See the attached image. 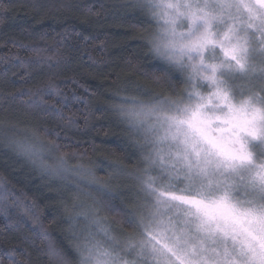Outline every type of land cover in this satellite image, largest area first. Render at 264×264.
Wrapping results in <instances>:
<instances>
[{
    "label": "snow or ice",
    "instance_id": "6c2138e0",
    "mask_svg": "<svg viewBox=\"0 0 264 264\" xmlns=\"http://www.w3.org/2000/svg\"><path fill=\"white\" fill-rule=\"evenodd\" d=\"M131 6L154 29L145 44L163 64L154 66L156 79L169 83L179 72L189 85L179 96L141 93L149 98L124 97L117 105L144 165L133 176L137 210L121 208L94 170L73 169L58 157L55 140L39 150L10 141L42 178L75 176L67 190L92 201L66 208L74 256L50 240L29 205L25 216L35 217V234L48 241L55 264H264V0H135ZM57 88L49 80L21 94L39 107ZM126 175L113 168L109 179ZM10 198L23 204L0 180L5 216ZM100 211L121 216L139 238L119 237ZM81 219L95 232L77 234Z\"/></svg>",
    "mask_w": 264,
    "mask_h": 264
},
{
    "label": "trees",
    "instance_id": "16d2710c",
    "mask_svg": "<svg viewBox=\"0 0 264 264\" xmlns=\"http://www.w3.org/2000/svg\"><path fill=\"white\" fill-rule=\"evenodd\" d=\"M135 0H0V180H6L23 204L13 198L5 216L0 208V264H55L47 254L46 240L35 234L39 218L50 240L75 255L73 228L66 221V208L86 197H74L65 184L74 182L43 177L28 160L18 156L10 141L35 145L39 150L55 140L73 169L96 172L117 198L121 208L137 210L138 186L133 176L143 162L133 135L121 123L117 105L124 97L182 95L189 87L175 72L169 83L156 79L146 40L153 28L136 7ZM49 80L58 85L47 104L37 106L22 91L35 92ZM56 100L62 103L52 105ZM46 109L48 111H46ZM59 112V115L56 114ZM44 130L58 133L45 136ZM39 162H37L38 164ZM130 175L109 179L111 169ZM30 206L31 219L25 216ZM121 238L138 239V233L116 214L100 211ZM23 220L21 223L20 221ZM77 234L95 232L81 219ZM10 251L14 255H10Z\"/></svg>",
    "mask_w": 264,
    "mask_h": 264
},
{
    "label": "rangeland",
    "instance_id": "374dc122",
    "mask_svg": "<svg viewBox=\"0 0 264 264\" xmlns=\"http://www.w3.org/2000/svg\"><path fill=\"white\" fill-rule=\"evenodd\" d=\"M86 235V234H85ZM83 236V235H82Z\"/></svg>",
    "mask_w": 264,
    "mask_h": 264
}]
</instances>
